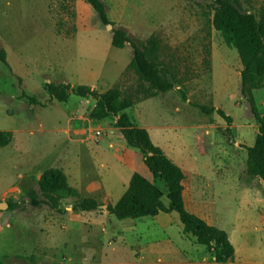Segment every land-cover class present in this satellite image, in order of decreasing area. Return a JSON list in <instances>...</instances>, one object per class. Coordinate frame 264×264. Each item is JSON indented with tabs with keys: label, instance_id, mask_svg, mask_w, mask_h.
Returning <instances> with one entry per match:
<instances>
[{
	"label": "crops",
	"instance_id": "1",
	"mask_svg": "<svg viewBox=\"0 0 264 264\" xmlns=\"http://www.w3.org/2000/svg\"><path fill=\"white\" fill-rule=\"evenodd\" d=\"M102 1L107 19L117 24L134 19L133 12L140 5L130 0ZM86 4L83 0H73L75 31L64 40L65 50L59 52L58 59L62 61L66 85L88 86L104 93L126 72L132 53L126 46L123 49L112 46V37L106 35L100 20L91 23L94 30L90 28L88 18L92 17L93 21L98 15ZM174 66L176 69L170 70L178 79L185 70L178 59ZM222 68L226 73L229 66L222 65ZM196 75L197 70H192L187 76L191 80L178 82L172 88L177 94L181 85L188 88L182 109L171 110L167 103L160 101L169 90L160 96L134 101L125 113L132 124L146 130L152 145L181 172L185 210L227 234L234 250L228 264H244V260L245 264H264L263 252H259L261 233L255 226L259 225L260 216L250 210L264 207V182L248 175L246 165V148L254 145L257 127L242 118L235 119L230 112L239 107L227 85L226 75L220 84L207 83ZM252 97L258 113L264 116V77L261 86L252 90ZM51 104L58 106L54 110H65L66 114L71 110L83 113V106L87 104L89 115L95 102L81 99L71 107L56 100ZM207 104L230 117L231 125L224 126L212 113L204 114L201 108ZM78 120L81 122L71 125L66 121L69 127L62 136L64 151L59 154L65 165L58 169L63 171L68 185L80 199H93L100 207L98 211L76 216L70 212L64 217L69 242L65 248L76 252L81 261L77 264H215L213 254L183 232L176 213L160 212L154 217L118 221L107 212V207L114 206L125 193L133 174L158 188L165 205L167 187L152 177L143 163L142 153L127 145L114 127L115 120L94 121L83 115ZM58 124L57 121L54 125ZM224 127L230 128V139L218 131Z\"/></svg>",
	"mask_w": 264,
	"mask_h": 264
},
{
	"label": "rangeland",
	"instance_id": "2",
	"mask_svg": "<svg viewBox=\"0 0 264 264\" xmlns=\"http://www.w3.org/2000/svg\"><path fill=\"white\" fill-rule=\"evenodd\" d=\"M130 1L140 3L137 11L133 9L134 19L122 24L111 22L110 27L104 25L106 35L112 37L113 31H123L128 40L126 48L131 53V45L138 49L153 47L151 58L156 72L172 88L178 82L191 80L187 76L192 70H197L196 76L207 83L220 84L226 75L227 85L239 107L230 112L235 119L242 118L258 130L239 94L237 74L241 65L237 53L226 46L212 28L213 2ZM227 1L243 14L255 16L257 21L264 17V0ZM91 13L94 15L92 9ZM0 21V32L5 35L1 38L0 33V52L5 59L4 64L0 62V131L12 135L10 144L0 148V204L7 205L0 209V264H77L81 261L76 252L65 248L69 242L64 223L68 213L80 214L72 210L75 198L64 197L58 211L43 204L35 207L29 200L30 193L40 196L38 181L44 171L65 165L59 154L64 151L62 136L69 127L68 120L71 125L81 122L78 120L80 115L89 117L87 104L83 106V113L71 110L66 114L65 110H54L58 106L51 104L55 100L49 99L46 88L47 85H66L58 54L65 50L64 40L75 31L73 0H0ZM96 21H99L97 17L93 21L92 17L88 18L89 24ZM92 24L89 26L94 30ZM176 59L185 70L178 79L170 70L176 69ZM222 65L229 66L226 73ZM117 84L133 101L165 93L153 90L133 70H127ZM170 90L160 101L167 103L171 110L182 109L188 88L181 85L180 94ZM79 101L81 98L71 96L66 101L67 107L76 106ZM212 115L224 126L231 125L224 116L216 112ZM57 121L59 124L55 126ZM218 131L230 139L229 127L218 128ZM250 210L260 216V223L255 226L261 233L259 252H263L264 258V207H251ZM244 211L248 212L247 209ZM104 247H107L106 243Z\"/></svg>",
	"mask_w": 264,
	"mask_h": 264
},
{
	"label": "trees",
	"instance_id": "3",
	"mask_svg": "<svg viewBox=\"0 0 264 264\" xmlns=\"http://www.w3.org/2000/svg\"><path fill=\"white\" fill-rule=\"evenodd\" d=\"M91 6L103 25H112L107 19L106 6L102 0H83ZM213 2L212 28L218 32L226 46L235 49L241 71L239 73V94L247 104L252 121L258 126L254 145L246 148L247 174L258 177L264 182V116L258 113L252 97V90L260 87L264 77V17L259 21L251 14H243L227 0H211ZM128 43L123 31H113L111 44L116 49H123ZM132 60L127 70H133L143 81L150 84L153 90L166 92L172 85L156 72V65L151 58L153 47L138 49L131 45ZM0 62L5 63L0 52ZM126 70V71H127ZM50 100L64 103L71 96L81 99L91 98L95 104L89 114L94 121L103 119L115 120L114 127L119 130L127 145L138 149L143 155V163L154 179L162 181L167 187V205L163 204L161 191L138 174H133L127 190L114 206H108L107 212L118 221L135 220L143 217H154L158 213H176L183 227V232L196 239L198 245L205 247L213 254L215 264H228L232 261L234 250L227 234L216 227L207 225L200 218L189 214L182 202V174L161 152L152 145L146 130L131 123L125 113L133 105V100L125 96L119 84L104 93H98L88 86L70 87L69 85H47ZM201 111L208 115L216 112L226 117L221 110L202 107ZM10 132L0 131V148L11 142ZM40 196L29 194L33 206L41 204L53 211H58L64 197L75 198L73 211L84 213L99 210L93 199H80L76 190L72 189L67 178L60 169L51 168L42 173L38 181Z\"/></svg>",
	"mask_w": 264,
	"mask_h": 264
},
{
	"label": "water",
	"instance_id": "4",
	"mask_svg": "<svg viewBox=\"0 0 264 264\" xmlns=\"http://www.w3.org/2000/svg\"><path fill=\"white\" fill-rule=\"evenodd\" d=\"M106 27H110V26L107 25ZM3 207H5V208L7 207L6 203H1V204H0V209L3 208Z\"/></svg>",
	"mask_w": 264,
	"mask_h": 264
}]
</instances>
